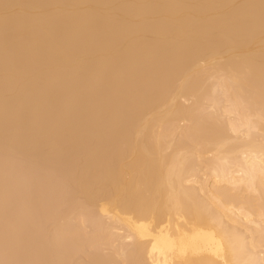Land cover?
Returning a JSON list of instances; mask_svg holds the SVG:
<instances>
[{"label": "bare ground", "instance_id": "6f19581e", "mask_svg": "<svg viewBox=\"0 0 264 264\" xmlns=\"http://www.w3.org/2000/svg\"><path fill=\"white\" fill-rule=\"evenodd\" d=\"M16 155L39 168L8 187L0 166V236L27 264H85L70 234L87 222L86 264H264V0H0ZM49 221L70 253L44 250Z\"/></svg>", "mask_w": 264, "mask_h": 264}, {"label": "rangeland", "instance_id": "374dc122", "mask_svg": "<svg viewBox=\"0 0 264 264\" xmlns=\"http://www.w3.org/2000/svg\"><path fill=\"white\" fill-rule=\"evenodd\" d=\"M211 98H212V97H210V98H206L207 100L205 99V101H206V102H207V101L209 102L210 100H208V99H211ZM223 98H224V97H223ZM224 99H225V98H224ZM224 99H223V100H224ZM182 100H184V99H182ZM211 100H212V99H211ZM220 100H221V102H220ZM223 100H222V96L219 94V95H218V100H217V101H218V104L224 103ZM188 101H189V99L186 100L185 102L187 103ZM190 101H191V100H190ZM224 101H225V100H224ZM185 102L183 101L184 104H186ZM203 102H204V101H203ZM225 102H226V101H225ZM187 104H190V102H188ZM204 104H205V103H204ZM207 104H209V103H207ZM225 105H227V102L224 103L223 105H222V104L219 105L220 107H218V105L215 106V107H216V108L218 107V108L222 109V112H224V108H221V107H222V106H225ZM207 108H208V109H207ZM216 108H214V110H217L216 112H217L218 114H219V112H220V115L218 116V114H217L215 117H220V119H221V117L223 116V115L221 114V110H220V109L218 110V109H216ZM205 111H207L206 114H209V113L212 114V115L216 114V112H215V111H214L215 113L212 112V111H213L212 108H210V107H208V106L206 107ZM203 112H204V110H203ZM203 114L205 115V113H203ZM203 114H202V115H203ZM226 114H227V113H225V115L223 116V119H221V122H220V123L218 122V125L221 126V127H224L225 129L227 128V125H228V124H226V122H229L228 119H229V118H231V119L235 118V115H234V114H231V116L226 115ZM217 119H218V118H217ZM220 119H219V120H220ZM224 119H226V120H228V121H226V120H224ZM219 120H218V121H219ZM222 120H224V121H222ZM182 122H183V121L177 123V126L181 125V127H183L182 125H185V124L182 123ZM224 122H225V123H224ZM180 123H182V124H180ZM222 123H223V124H222ZM221 124H222V125H221ZM179 127H180V126H179ZM207 155H208V156H206L207 159L204 158L205 160L202 159V161H201V162H203V164H204L205 162L208 163V157H209L210 154H207ZM10 156H11V155H10ZM10 156H5V157H6L7 159L9 158V160L11 161V158H12V157L10 158ZM12 156H13V155H12ZM210 156H211V155H210ZM5 157L3 156L2 159L0 158L1 161L4 160L3 162L0 161V162H1V163H0L1 165H0V166H1V167H4V168H7V167H9V164H10L11 167H9V168H12V169H10V170L7 169V170L10 172V174H9V172H7V170H6V172H7V174H6L7 177L4 179V180H6L7 185H8L9 183H11L10 185H8V187H10V186H14V184H17V182H18V184H21V182L24 183V184H25V182L27 183V180H28L29 177L31 176V171H32V173H33V170H32V169L29 170V168H30V167H34V169H35L36 166H38V165L34 166L33 164H29V167L26 168V166H28V164H27L28 161L26 162V164H24V163H25L24 159L20 160V159H21L20 156H17V155L15 156V159H16V157H18L20 161H23V163H22V162H19V160H17V159H18V158H17V159H16L17 163H16V161L13 159L14 161H13V162L11 161L13 164H11L8 160L5 159ZM206 160H207V161H206ZM6 161H7V164H6L7 167L4 165V164H5L4 162H6ZM204 161H205V162H204ZM15 163H16V164H15ZM18 163H21V164H18ZM28 163H30V162H28ZM14 164H15V165H14ZM22 164L24 165V167L22 166ZM203 166H204V165H202V167H203ZM202 167H201V168H202ZM19 168H20V170H19ZM38 168H39V166H38ZM15 169H16V170H15ZM26 169L29 171L30 175H28V171H27ZM36 169H37V168H36ZM36 169H35V170H36ZM13 170H14V171H13ZM202 170H203V171H201V172L199 173V174H200L199 179H200V178H202V179L205 178V175H206L207 173H209V171L206 170V169H204V168H203ZM15 171H17L16 174H15ZM22 171H23V172H22ZM24 171H27V172H24ZM19 172H21V174H19ZM23 173H24V174H23ZM8 174L10 175V177L8 176ZM11 174H12V175H11ZM14 174H15V175H14ZM17 174H18V175H17ZM6 175H5V176H6ZM13 175H14V176H13ZM18 176H19V177H18ZM23 176H24V177H23ZM28 176H29V177H28ZM8 177H9V178H8ZM13 177H14V178H13ZM21 177H22V178H21ZM197 177H198V176H197ZM10 178H11V180L13 179V181H11V182L7 181V179L10 180ZM20 179H21V181H19ZM4 180H3V183L1 182L2 187H3L4 185H6ZM16 180H17V181H16ZM22 180H23V181H22ZM15 181H16V182H15ZM209 181H210V179H208V182H209ZM8 187H5V186H4L5 189L8 188ZM30 188H31V187H30ZM28 189H29V188H28ZM3 190H4V189H3ZM6 190H7V189H6ZM29 190H31V192L34 193V194L36 193L35 191L38 190L39 193L42 194V192L39 190V188H37V190H36V188L33 187V188L29 189ZM32 190H33V191H32ZM38 191H37V193H38ZM65 191H66V190H65ZM39 193H38V194H39ZM56 194H57V193H56ZM64 194H65V193H63V194H57L58 196H57V197L54 196V197H55V198H58V197L60 198V197L64 196ZM51 195H52V194H51ZM54 195H55V194H54ZM244 195H245V193H244ZM247 195H248V194H247ZM52 196H53V195H52ZM52 196H51V197H52ZM251 196H255V195H251ZM13 197L15 198V199H14V198L11 197L13 201H12L11 199H9V201H10V205L7 204V203L9 202V201H8L7 203L5 202V206L7 205L8 207L11 208V209H10V208H9V209L12 210V211H10L11 219L13 218V219L15 220V218H16V221H19V220L21 221V220H23L22 217L24 218V216H23L22 214L20 215V213H19V211H18V208H19V205H20V203H21V202H20L21 199H19V198L22 197V199H23V197H24V195H23V191H22L21 193L15 195V196H13ZM16 200L19 201V202L17 203ZM21 201H22V200H21ZM14 204H15V205H14ZM17 205H18V206H17ZM66 205H67V204L65 203V205H64L65 208H67ZM5 206H4V207H5ZM68 206H69V203H68ZM13 207H14V208H13ZM40 209H41V208H38V211H37V210H36V211H37V212H40V213H41V211H43L42 213H44V210L41 209V211H40ZM62 209H64V207H63ZM14 211H18L17 214H15L16 212H14ZM12 212H13V214H12ZM42 213H41V214H42ZM17 217H18V218H17ZM13 219H12V220H13ZM72 220H73V219H72ZM72 220H70V223H71L70 225H71V226H75V225L78 223V222H77L78 219L75 218V219H74L75 222H72ZM36 221L38 222V220H36ZM37 222H36V223H37ZM47 222H48V221H47ZM49 222H50V223L47 224V226H45L46 223L44 224V226H43V228H44L43 231H44V230H45V231L48 230L47 233H46V234H48V236L44 233V235H46V236H45V239L48 237L47 239L49 240V241H47V243H49V242L51 241L52 238H53V241H54V242L51 241V243L47 244L48 247H47V245L44 246V250H46V251L49 252V249H50V251H51V253H52V251H57L58 248L62 247L61 245H64L63 247H66V249H67L68 252L70 253V252H71L70 250H72V248H71L70 250H69V248L72 247L73 244L70 243L71 245H69V242H67V240H65V239L62 240V238H61V239H60V238H58V239H57V238L54 239V238H55L54 235H55V233H56V231H57V226L62 225V223H60V224L58 225V224H57L58 222H57V223L55 222L56 225H57V226H56V225H54L55 223H54L53 221H52V222L49 221ZM76 222H77V223H76ZM52 224H53L54 226H53ZM72 224H73V225H72ZM48 225H49V226H48ZM89 225H90V224L87 222V223H85L83 226L81 225V226H82L81 229H79L80 227L77 228V229H79V230H76V231H77L76 233H72V234H70L71 236L73 235V236H72V240H74V239L76 238V236L80 235L81 231L83 232L81 235H83V234H84V236H85V234H86V236L88 235V236L86 237V239H82L83 236H80V237L76 238V239L78 240L79 244L81 243L80 246H82V247L80 248L79 246H75L74 251H73V253L81 254V255H78V256H82V257H78V258H80V259H79L80 261H85V264L89 262V259H88L87 262H86L85 259H87V258H84V260H83V257L86 255L85 253L88 252L89 249H90L89 247L87 248L88 250L85 248V247H86V244H89V243L91 242V240L93 241V238H95L93 234L90 235L91 232L93 233V231L90 230V229H93V228H92V226L89 227ZM84 226H85V227H84ZM87 226H88V227H87ZM45 227H46V228H45ZM75 227H76V226H75ZM75 227H74V228H75ZM260 227H262V229H263V231H264V228H263V227H264V224H263V226H262V224H261ZM82 228H83V230H82ZM84 228H87V230L84 229ZM88 229H89L91 232H90ZM49 230H50V231H49ZM78 231H79V233H78ZM88 231H89V232H88ZM263 231H262V233H264ZM49 232H51V233H49ZM52 232H53V233L55 232L54 235H53ZM87 232H88V233H87ZM118 232H119V231H117V233H118ZM89 233H90V234H89ZM50 234H51V235H50ZM7 235H9V234H7ZM7 235H6V234L4 235V234L1 233V236H2V238H3V242H2V238H1V236H0V241H1L2 244L4 243V241H7V240H5L4 238H7V239L9 240L10 236H7ZM257 235H258V234H257ZM257 235H255V237H256ZM260 235H261V234H260ZM260 235H259V237H262V236H263V234H262L261 236H260ZM5 236H6V237H5ZM91 236H92L93 238H92ZM8 237H9V238H8ZM49 237H51V238H49ZM89 237H91L92 239H91V240H88ZM87 238H88V239H87ZM263 238H264V236L262 237V239H263ZM95 239H96L95 242L97 243V241H98V240H97V236H96ZM262 239H261V240H262ZM28 240H29V239H28ZM28 240L26 239V241H28ZM87 240L89 241V243H86V242H88ZM9 241H10V240H9ZM9 241H7L6 243H4L5 246H7L6 248H5L4 245H1V243H0V250H2V248L4 247V249H3L2 251H0V257H2V259H0L1 264H2V262H3V264H5V263H6V264H13V263H15L14 261H16V260H15V257H16V256H17L16 258H17V261H18V262L16 261L17 263H15V264H23V263L27 264L26 262H29L28 259H27V260H26V259H23L22 257H20V255H19L18 253H16V252L14 253V251H15V250H14V249H15V245H14V243H13L12 241H10V243H8ZM61 241H62V242H61ZM65 241H66V242H65ZM83 241L85 242V244H84ZM263 241H264V239H263ZM11 242H12L13 244H12ZM55 242H56V243H55ZM126 242H127V241H126ZM28 243H29V241H28ZM52 243L54 244V246L52 245ZM60 243H61V244H60ZM82 243H83L84 245H83ZM262 243H263V242L261 241V244H262ZM9 245H11L12 249H10L11 247H10ZM13 245H14V246H13ZM49 245H51V246H53V247H51V246H49ZM55 245H56V246H55ZM66 245H67V246H66ZM68 245H69V246H68ZM2 246H3V247H2ZM73 246H74V245H73ZM263 246H264V245H261L260 248H259L258 250H261V248H262ZM46 247H47V248H46ZM78 247H79L80 250H78V251L76 252L75 250L78 249ZM7 248H9L10 250L8 249V251H7V250H6ZM31 248H32V247H29V248H28V251H29ZM45 248H46V249H45ZM53 248H56V249H53ZM82 248H84L86 251H85V250L81 251ZM100 248H101V249H100L101 252H100V250H96V251L99 252L98 255H101V256H102V255H104V253L102 252V250H103V249H102L103 246H101ZM34 249L37 250V248H33V249H32L33 251H32V250H30V251H32V252L36 251V250H34ZM51 249H52V250H51ZM262 249H263V250L260 251L261 253H263V251H264V247H263ZM4 250H5L6 252H5ZM11 250H13V253L11 252ZM90 250H91V249H90ZM105 250H107V248H105L103 251L105 252ZM3 251H4V255H2V254H3ZM30 251H29V252H30ZM80 251H81V252H80ZM109 251H110V250L108 249V250H107L108 254H109ZM1 252H2V253H1ZM8 252H9V253H8ZM94 252H95V249H93L92 252L90 251V253H94ZM110 252H111V251H110ZM83 253H84L85 255H84ZM96 253H97V252H96ZM111 253H113V252H111ZM77 254H75V256L73 255L74 257L71 258V260H72V259L75 260V263L78 262V261H76V259H78V258L76 257ZM1 255H2V256H1ZM11 255H12V256H11ZM106 255H107V254H106ZM261 255H263V254H261ZM14 256H15V257H14ZM12 257H13L14 259H13ZM10 258H11V259H10ZM19 258H20V259H19ZM75 258H76V259H75ZM81 258H82V260H81ZM114 258H116V256H114ZM21 259H23V260H21ZM4 260H5V262H4ZM8 261H9V263H8ZM11 262H12V263H11ZM21 262H22V263H21ZM71 262H72V264H74L73 261H71ZM81 263L83 264V262H81Z\"/></svg>", "mask_w": 264, "mask_h": 264}]
</instances>
